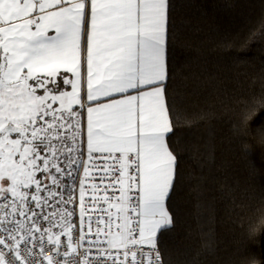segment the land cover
<instances>
[{
  "label": "snow or ice",
  "instance_id": "snow-or-ice-1",
  "mask_svg": "<svg viewBox=\"0 0 264 264\" xmlns=\"http://www.w3.org/2000/svg\"><path fill=\"white\" fill-rule=\"evenodd\" d=\"M174 7L0 0V264H168L159 236L182 178L172 138L181 119L212 116L183 106L212 80L176 83ZM214 147H195L198 162Z\"/></svg>",
  "mask_w": 264,
  "mask_h": 264
},
{
  "label": "trees",
  "instance_id": "trees-1",
  "mask_svg": "<svg viewBox=\"0 0 264 264\" xmlns=\"http://www.w3.org/2000/svg\"><path fill=\"white\" fill-rule=\"evenodd\" d=\"M174 5L169 56L176 83L184 75L212 80L208 89H186L183 106L212 116L191 126L181 119L175 129L182 178L168 201L175 226L159 246L168 264H264V0ZM208 141L214 159L201 164L194 148ZM205 234L214 236L209 248Z\"/></svg>",
  "mask_w": 264,
  "mask_h": 264
},
{
  "label": "built area",
  "instance_id": "built-area-1",
  "mask_svg": "<svg viewBox=\"0 0 264 264\" xmlns=\"http://www.w3.org/2000/svg\"><path fill=\"white\" fill-rule=\"evenodd\" d=\"M51 254H52V253H50V252H49V253H46V255H51Z\"/></svg>",
  "mask_w": 264,
  "mask_h": 264
},
{
  "label": "clouds",
  "instance_id": "clouds-1",
  "mask_svg": "<svg viewBox=\"0 0 264 264\" xmlns=\"http://www.w3.org/2000/svg\"><path fill=\"white\" fill-rule=\"evenodd\" d=\"M257 264H259V262H257Z\"/></svg>",
  "mask_w": 264,
  "mask_h": 264
}]
</instances>
